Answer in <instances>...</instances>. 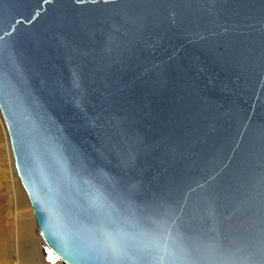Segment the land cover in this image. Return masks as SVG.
<instances>
[{"label": "water", "instance_id": "1", "mask_svg": "<svg viewBox=\"0 0 264 264\" xmlns=\"http://www.w3.org/2000/svg\"><path fill=\"white\" fill-rule=\"evenodd\" d=\"M0 112L63 263L103 264L100 195L170 203L175 264H264V0H0Z\"/></svg>", "mask_w": 264, "mask_h": 264}, {"label": "snow or ice", "instance_id": "2", "mask_svg": "<svg viewBox=\"0 0 264 264\" xmlns=\"http://www.w3.org/2000/svg\"><path fill=\"white\" fill-rule=\"evenodd\" d=\"M98 212L93 221L96 246L92 258L103 264H175L184 259L177 254L179 247L188 239L187 230L178 223L170 203L130 199L125 207L107 204L100 195L90 196ZM49 258L52 259L49 250ZM191 264L202 259L199 248L188 256Z\"/></svg>", "mask_w": 264, "mask_h": 264}, {"label": "rangeland", "instance_id": "3", "mask_svg": "<svg viewBox=\"0 0 264 264\" xmlns=\"http://www.w3.org/2000/svg\"><path fill=\"white\" fill-rule=\"evenodd\" d=\"M16 175L18 176V174ZM18 180L19 186H21L23 192L27 195L25 189L23 188L20 182V179ZM9 181L10 180L7 176L5 177L3 176V174L0 173V242L1 240L5 241L3 242V244L5 243V251L0 252V256H2L0 257V259L3 260L1 261L2 264H65L52 253V251L42 239L35 222L33 209L29 201L28 195L27 206L20 209L16 208L15 204L19 198V193L14 181L11 180V184H9ZM17 210L21 215L20 217H16L14 215L15 211ZM23 212L30 214V218H32V220L34 221L33 225L31 226V230L27 235L24 234L23 228L22 226L20 227L19 223L24 218L28 219V217L23 216ZM14 218L18 219L16 224H8V222ZM2 220L4 223L2 222ZM2 231L7 232L6 237H3ZM29 240L31 243L34 244L33 250H35L37 257L39 258L38 260H35L34 263H31L33 261L23 262L19 260V254L21 255L22 253H24L22 251V248L27 246L26 242ZM33 244L31 245L33 246ZM29 249H31V247ZM49 250L51 251L52 259L49 258ZM4 254H6V256Z\"/></svg>", "mask_w": 264, "mask_h": 264}, {"label": "bare ground", "instance_id": "4", "mask_svg": "<svg viewBox=\"0 0 264 264\" xmlns=\"http://www.w3.org/2000/svg\"><path fill=\"white\" fill-rule=\"evenodd\" d=\"M3 131H4V133H3ZM13 158L14 157H13V153H12V148H11V142H10L9 134H8L5 122L3 120V117L1 115V112H0V173L3 174V176H5V177L7 176L9 178V180H10L9 184H11V180L14 181V183L16 185V188L18 190V193H19L18 194L19 198H18V200H17L15 205H16L17 209H20V208H23V207L27 206V195L23 192L21 186H19V180H18L19 176L16 175L18 173H16L17 169L15 168L16 166H15V161H14ZM14 215L16 217L17 216L18 217L21 216L19 214L18 210L15 211ZM23 216L28 217V219L24 218L19 223H20V227L22 226V228H23L24 234L27 235L30 232L31 226L33 225L34 221L32 220V218H30L31 215L26 213V212L25 213L23 212ZM17 221H18V219L14 218V219L10 220L8 222V224L12 223V224L15 225ZM2 222H3V220H2ZM5 231H2L3 237L7 236V232H5ZM3 242H5V241L1 240V242H0V252H4L5 251V249H4V246H5L4 244L5 243L3 244ZM26 244H27V246L22 248V251L24 253H22L21 255L19 254V260L23 261V262L33 261L31 263H34L35 260L39 259L37 257V255H36L35 250H33L34 244L31 243L30 240L27 241ZM31 244H33V246ZM30 247H31V249H29ZM4 255L6 256V254H4ZM0 257H2V256H0ZM1 261H3V260L0 259V264H2Z\"/></svg>", "mask_w": 264, "mask_h": 264}]
</instances>
